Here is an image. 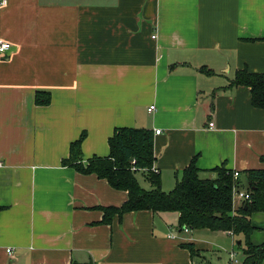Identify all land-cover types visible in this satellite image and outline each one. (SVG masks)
Wrapping results in <instances>:
<instances>
[{"label":"crops","instance_id":"1","mask_svg":"<svg viewBox=\"0 0 264 264\" xmlns=\"http://www.w3.org/2000/svg\"><path fill=\"white\" fill-rule=\"evenodd\" d=\"M2 2L0 264H203L194 238L203 230L180 231L173 212L103 224L102 209L120 207L126 192L61 161L82 132L86 161L109 155L114 129L142 128L160 131L154 168L164 192L193 160L203 179L221 165L239 180L264 169V110L248 88L229 87L237 70L264 73V0ZM36 92L49 105H35ZM256 218L264 214L251 219L259 245Z\"/></svg>","mask_w":264,"mask_h":264},{"label":"trees","instance_id":"2","mask_svg":"<svg viewBox=\"0 0 264 264\" xmlns=\"http://www.w3.org/2000/svg\"><path fill=\"white\" fill-rule=\"evenodd\" d=\"M200 70L207 75L213 74L206 68ZM229 87L248 88L251 106L264 110V73L249 72L246 68L237 70ZM50 100L48 93L36 92L34 97L37 106H47ZM85 137L86 133L82 132L70 143L68 157L61 161V165L82 175H95L98 179L105 180L111 188L127 194L126 201L120 207L102 209L103 224H109L114 216L121 217L126 213L173 212L178 215L180 231H184L181 230L184 228L191 231L223 232L238 239L236 244L242 247L240 264L264 262V241L259 245L251 242V236L257 229L252 224V216L264 214V169L248 170L244 173L249 200L234 207L233 172L224 165L211 170L216 174L215 179H203L199 176L200 170L195 167L193 160L183 170L174 188L169 192L162 191L159 174L152 170L156 158L153 152L154 134L149 129H114L107 141L109 155L93 156L86 161L83 160L81 151ZM261 162L264 163V157ZM137 173L152 187L151 190L140 186ZM237 182L240 183L239 178ZM183 247L192 257L199 252L193 244Z\"/></svg>","mask_w":264,"mask_h":264},{"label":"rangeland","instance_id":"3","mask_svg":"<svg viewBox=\"0 0 264 264\" xmlns=\"http://www.w3.org/2000/svg\"><path fill=\"white\" fill-rule=\"evenodd\" d=\"M136 178L140 184V186L148 190L147 188L149 187L146 181L143 179L142 175L140 173L136 174ZM241 190H245L247 185H246V180L242 178L241 180ZM256 223H264V218L260 219H255L253 220ZM198 235V236H197ZM254 238L256 235H261L262 233L260 231H255L254 232ZM194 238L197 239L199 237L200 239V244L202 247V250L200 253L203 256V258L200 259L202 261L201 263L203 264H229L228 263V257L229 253H235L236 259L239 260V264L242 258V247L237 246L236 241L238 239L235 238V240L232 241L228 236H224L221 234H216L214 232H210L208 230H203L197 234L194 232ZM199 253V252H198ZM198 253L196 255H198ZM199 260V259H197ZM234 264V263H233ZM264 264V262L262 263Z\"/></svg>","mask_w":264,"mask_h":264},{"label":"built area","instance_id":"4","mask_svg":"<svg viewBox=\"0 0 264 264\" xmlns=\"http://www.w3.org/2000/svg\"><path fill=\"white\" fill-rule=\"evenodd\" d=\"M3 4L0 3V5ZM155 37L153 36L152 39H154ZM10 50V45L9 43H6L4 41L0 40V56L4 55L6 52H8ZM154 110V106H150L147 111L150 113ZM209 128H213V123H209ZM155 135L160 134L159 130H156ZM155 173H157V170L155 168L152 169ZM238 177H239V173L234 171L232 178L234 181V185L232 188V201H233V206L234 207H238L239 205H241L243 202L248 201L249 200V194L247 192H243L242 190H240L239 188V184H238ZM238 201L240 202V204H238ZM238 204V206H237ZM188 229H184V232H188ZM6 253L8 255H11L12 251L11 249H7ZM229 259L232 263L234 264H239V260L236 259V255L235 253H229Z\"/></svg>","mask_w":264,"mask_h":264},{"label":"water","instance_id":"5","mask_svg":"<svg viewBox=\"0 0 264 264\" xmlns=\"http://www.w3.org/2000/svg\"><path fill=\"white\" fill-rule=\"evenodd\" d=\"M181 230H184V228H182ZM240 244V242H238V245Z\"/></svg>","mask_w":264,"mask_h":264}]
</instances>
